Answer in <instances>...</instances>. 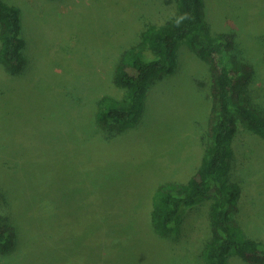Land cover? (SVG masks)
Wrapping results in <instances>:
<instances>
[{"label": "rangeland", "instance_id": "1", "mask_svg": "<svg viewBox=\"0 0 264 264\" xmlns=\"http://www.w3.org/2000/svg\"><path fill=\"white\" fill-rule=\"evenodd\" d=\"M5 1L21 10L26 60L17 73L0 62V222L13 239L0 264H205L214 199L184 206L164 235L151 209L159 185L187 182L202 161L209 64L181 41L175 71L152 83L137 121L96 117L103 96H124L112 75L120 55L176 1ZM203 3L211 34L253 69L247 96L264 109V0ZM233 149L229 177L242 195L232 222L264 242V138L240 124ZM229 264L253 263L232 254Z\"/></svg>", "mask_w": 264, "mask_h": 264}, {"label": "trees", "instance_id": "2", "mask_svg": "<svg viewBox=\"0 0 264 264\" xmlns=\"http://www.w3.org/2000/svg\"><path fill=\"white\" fill-rule=\"evenodd\" d=\"M174 13L162 24L148 22L144 41L127 48L113 67L115 85L125 90L121 99L103 96L107 107L96 112L103 126L128 125L141 116L150 86L173 73L177 51L185 41L208 64L211 73V111L208 119L205 152L189 180L178 185L161 184L153 197L151 219L158 234H166L184 206L212 197L211 237L204 247L205 264H229L232 254L253 264H264V242L242 233L232 222L234 205L242 186L229 177L233 141L243 124L264 138V109L254 106L247 96L253 69L230 52L224 35L213 36L205 21L203 0H175ZM21 10L0 0V62L17 73L25 63V38L21 35ZM143 49L154 52L148 57ZM236 56V57H235ZM10 225L0 222V250L8 252L13 239ZM241 235V236H240Z\"/></svg>", "mask_w": 264, "mask_h": 264}]
</instances>
